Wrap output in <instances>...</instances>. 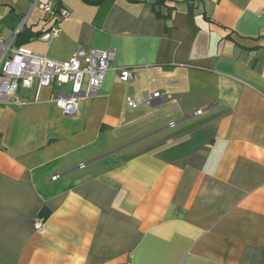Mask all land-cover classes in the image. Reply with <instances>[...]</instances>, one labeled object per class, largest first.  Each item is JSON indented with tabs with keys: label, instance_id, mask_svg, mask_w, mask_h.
<instances>
[{
	"label": "crops",
	"instance_id": "obj_1",
	"mask_svg": "<svg viewBox=\"0 0 264 264\" xmlns=\"http://www.w3.org/2000/svg\"><path fill=\"white\" fill-rule=\"evenodd\" d=\"M47 1L21 45L117 69L71 115L50 86L0 104V264H264V0H60L45 42Z\"/></svg>",
	"mask_w": 264,
	"mask_h": 264
},
{
	"label": "built area",
	"instance_id": "obj_2",
	"mask_svg": "<svg viewBox=\"0 0 264 264\" xmlns=\"http://www.w3.org/2000/svg\"><path fill=\"white\" fill-rule=\"evenodd\" d=\"M42 9L53 19V24L43 30L39 38L49 42L58 36L59 24L69 16V10L61 5L57 8L53 0L43 3ZM22 26L20 23L8 37L0 32V104L23 105L26 101L22 99L21 91L50 86L56 89L51 96L52 101L64 114L71 115L77 110L81 98L97 95L107 71L117 69L112 64V48L79 49L67 59H58L17 44V34ZM119 77L127 81L135 78L136 73L128 68H119ZM159 96L155 91L137 99L127 98V104L131 107L150 104ZM58 176L54 174L52 179ZM45 226L44 218L33 221V228L39 233L44 232Z\"/></svg>",
	"mask_w": 264,
	"mask_h": 264
},
{
	"label": "rangeland",
	"instance_id": "obj_3",
	"mask_svg": "<svg viewBox=\"0 0 264 264\" xmlns=\"http://www.w3.org/2000/svg\"><path fill=\"white\" fill-rule=\"evenodd\" d=\"M0 2V21H3V23L10 25L13 23V17L16 15L17 17L20 16V23L30 25V22L33 20L34 15L38 14V16H41V11H39L36 6L37 1H44V0H8L4 2L1 0ZM28 4L25 10L22 11L24 8V5L22 4ZM33 5V7H32ZM33 8L31 14L28 16L26 13L30 10V8ZM13 8V10H12ZM22 13V14H21ZM22 15V16H21ZM7 28V27H6Z\"/></svg>",
	"mask_w": 264,
	"mask_h": 264
},
{
	"label": "trees",
	"instance_id": "obj_4",
	"mask_svg": "<svg viewBox=\"0 0 264 264\" xmlns=\"http://www.w3.org/2000/svg\"><path fill=\"white\" fill-rule=\"evenodd\" d=\"M92 1L98 3V2H100L102 0H92ZM129 1H135L136 2V1H139V0H129ZM55 5L58 8L60 6V0H55ZM30 33H31L30 31L28 32V28L25 27V24H23L21 31L17 34V39H16L17 44H22L23 41H24L25 36L27 34H30ZM35 34H36V36L40 35L39 32L35 33Z\"/></svg>",
	"mask_w": 264,
	"mask_h": 264
}]
</instances>
